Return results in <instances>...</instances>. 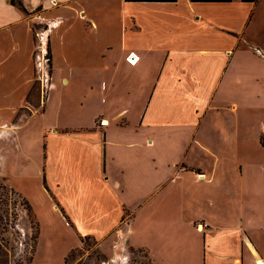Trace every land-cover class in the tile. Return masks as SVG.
<instances>
[{
	"label": "crops",
	"instance_id": "0c3cea01",
	"mask_svg": "<svg viewBox=\"0 0 264 264\" xmlns=\"http://www.w3.org/2000/svg\"><path fill=\"white\" fill-rule=\"evenodd\" d=\"M19 1L0 0V175L76 242L31 264L87 237L107 264L264 259V0Z\"/></svg>",
	"mask_w": 264,
	"mask_h": 264
},
{
	"label": "rangeland",
	"instance_id": "374dc122",
	"mask_svg": "<svg viewBox=\"0 0 264 264\" xmlns=\"http://www.w3.org/2000/svg\"><path fill=\"white\" fill-rule=\"evenodd\" d=\"M28 19L31 20L33 18H30L28 15ZM34 26L45 28L46 25H37L34 20ZM45 61L47 62V66H49V70H51L52 55L50 41ZM81 85L85 90L83 91L79 86L77 87L79 88L77 92L80 93V96L82 93L88 91L86 83H81ZM46 86V83L45 87H43L40 82L35 83L34 85V95L32 94V97H34L36 107H41L42 100H46L48 96L49 92ZM41 87L44 94L43 98H40L41 94L38 92L39 88L41 90ZM66 88L68 93H71L69 97H74V84H70L66 86ZM22 114L23 113H21V115ZM262 134L264 137V133ZM47 229L51 228L47 227ZM61 231L62 236L59 239L52 238L50 234L46 235L40 231L37 241L38 222L35 219L34 224L31 223L28 210L24 206L23 197L15 192L5 176L0 175V247L2 249V253H0V264H30L33 260L36 249L39 253L47 252L49 250L57 251L64 248L63 242H66L68 245L76 243L65 231ZM125 255L127 257L125 264H155L149 253L143 249L136 250L127 248ZM68 256L69 258L66 264L108 263V256L101 249L99 243L89 237L84 238L81 247L72 250Z\"/></svg>",
	"mask_w": 264,
	"mask_h": 264
},
{
	"label": "trees",
	"instance_id": "16d2710c",
	"mask_svg": "<svg viewBox=\"0 0 264 264\" xmlns=\"http://www.w3.org/2000/svg\"><path fill=\"white\" fill-rule=\"evenodd\" d=\"M131 1H147V2H156V1H158V2H164V1H168V0H131ZM199 1H204V2H227L229 0H199ZM242 1H244V2H255L256 0H242ZM11 3L13 5H15V6H18L25 14L28 13L27 10L24 8V6L22 5V3L19 0H11ZM260 143L264 147V137H263V134L260 136ZM24 206L28 210V215H29V218H30L31 223L34 224L36 218H35V215L33 213V210H32L31 205L26 200H24ZM39 228L40 227H39V224H38V232H37V237H36L37 241H38L39 234H40ZM82 242H84V238L82 239ZM0 253H2L1 247H0ZM68 258H69V256L66 258V263H67Z\"/></svg>",
	"mask_w": 264,
	"mask_h": 264
},
{
	"label": "built area",
	"instance_id": "2783aa9c",
	"mask_svg": "<svg viewBox=\"0 0 264 264\" xmlns=\"http://www.w3.org/2000/svg\"><path fill=\"white\" fill-rule=\"evenodd\" d=\"M132 54H134V53H132ZM128 59H129V62H131L132 64H136V62L138 61L139 58L136 55H134V58H132V60L130 58H128ZM256 264H264V259L257 260Z\"/></svg>",
	"mask_w": 264,
	"mask_h": 264
}]
</instances>
